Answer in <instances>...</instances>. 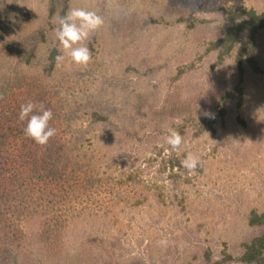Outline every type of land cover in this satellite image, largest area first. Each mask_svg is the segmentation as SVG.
<instances>
[{
    "label": "rangeland",
    "instance_id": "obj_1",
    "mask_svg": "<svg viewBox=\"0 0 264 264\" xmlns=\"http://www.w3.org/2000/svg\"><path fill=\"white\" fill-rule=\"evenodd\" d=\"M67 1L68 10L84 7L105 17L104 27L85 42L92 62L76 65L65 54L51 76H42L51 50L56 46L62 54L55 34L59 13L49 16L51 0H0L2 72L42 81L63 112L67 138L96 160L101 178L126 185L119 195L103 189L79 202L61 246L43 255L80 264L88 263L83 256L90 251L107 264L188 263L208 249L214 258L239 256L251 234L249 212L264 210V34L262 69L247 70L241 103L225 98L237 81L233 58L218 64L208 42L219 9L261 8L264 0H191L179 4L182 10L171 0ZM39 29L49 41L40 44L31 66L18 46ZM177 107L191 114L172 117ZM94 112L108 121H95ZM167 128L183 135L179 150L165 143ZM189 151L203 162L194 174L180 163ZM40 222L26 224L32 250L40 245ZM162 238L166 248L158 244Z\"/></svg>",
    "mask_w": 264,
    "mask_h": 264
},
{
    "label": "trees",
    "instance_id": "obj_2",
    "mask_svg": "<svg viewBox=\"0 0 264 264\" xmlns=\"http://www.w3.org/2000/svg\"><path fill=\"white\" fill-rule=\"evenodd\" d=\"M60 1L51 0L49 16L59 13L60 18L67 13L69 1L65 0L61 6L55 4ZM190 1L171 0L170 3L171 6L178 3L182 10L184 7L179 4L187 5ZM219 10L222 12L218 19L211 21L213 36L208 42V50L216 54L218 64L233 58L237 81L226 91L225 98H236L241 103L247 70L261 72L262 69L259 49L264 34V7L224 6ZM48 41L49 36L42 29L24 35L18 46L21 59L32 66L39 57L40 44ZM57 55L55 46L45 63H41L42 76L53 74ZM2 69L0 63V95L3 96L0 99V264H80L68 256L64 262L63 259L50 261L43 254H51L61 246L64 231L77 216L79 202L101 196L103 189L119 195L120 188L126 184L113 177L101 178L96 172V160L81 155L77 144L67 138L63 112L42 81L28 76H10ZM28 101L37 105L43 103L54 113L50 124L57 129V134L47 145L37 144L24 133L27 119L21 121L19 113L20 106ZM169 112L175 118L191 114V110L185 107L171 108ZM93 117L95 121L107 122L109 119L99 112H94ZM209 122L208 125L212 126L214 120L211 118ZM113 164L107 167L112 168ZM37 218L41 220L37 232L40 245L32 250L26 224ZM248 222L251 234L241 243L239 256L226 252L222 258H214L208 249L203 259L196 257L188 263L171 264H264V210H251ZM83 258L87 264H107L93 251L87 252Z\"/></svg>",
    "mask_w": 264,
    "mask_h": 264
},
{
    "label": "clouds",
    "instance_id": "obj_3",
    "mask_svg": "<svg viewBox=\"0 0 264 264\" xmlns=\"http://www.w3.org/2000/svg\"><path fill=\"white\" fill-rule=\"evenodd\" d=\"M105 17L96 10L84 7H71L62 17L59 18L55 28L56 38L62 46V54L56 56L57 63L65 60V54L76 65L87 67L93 60L91 49L85 43L90 36L105 25ZM3 96L0 95V99ZM205 115L210 114L205 113ZM54 113L50 108H46L43 103L36 104L28 101L20 106L19 119L24 121L27 119L24 133L26 137L33 139L37 144L47 145L51 138L57 134V129L52 127L50 121L53 119ZM167 135L164 138L165 143L172 150H179L185 143L184 137L176 128H167ZM179 155V152H177ZM165 155L170 156L171 152L165 151ZM181 166L194 174L198 167L203 166V162L199 155L189 151L185 158L181 160ZM168 239L162 238L158 244L162 247L168 246Z\"/></svg>",
    "mask_w": 264,
    "mask_h": 264
}]
</instances>
